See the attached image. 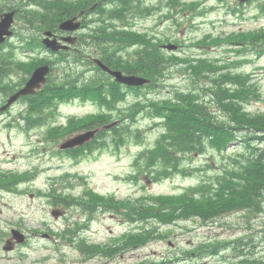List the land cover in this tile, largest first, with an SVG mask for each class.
<instances>
[{"label": "rangeland", "instance_id": "1", "mask_svg": "<svg viewBox=\"0 0 264 264\" xmlns=\"http://www.w3.org/2000/svg\"><path fill=\"white\" fill-rule=\"evenodd\" d=\"M70 1L72 4L84 5V8L90 7V10H88L83 17L80 16L79 19L81 24L87 22L89 17L98 18L103 16L101 13L103 10L100 8L104 7L105 4H103L100 0ZM152 1L156 3L158 0ZM181 1L188 5L189 8L187 10L186 8L181 7L176 8L179 10V12H176V10L173 9V6L175 5H173V3H167L163 7H158L157 10L159 13L155 10H151V12H154L147 16L151 12L143 13L142 11L132 9L130 16L127 17L129 12L127 3L130 2V0H125L124 9L119 12H113L112 16L124 23H127L128 20L131 22L135 21V26L140 30H142V25L147 27H159L161 28V31H163V27L167 25H171V27L174 26V31L170 33L169 36L171 39L177 41L196 39L203 33L208 32V30L213 29L212 24L207 19L201 20L194 18L193 21L190 20L192 16L191 14L201 15L205 10L202 8L199 10L200 12L195 10L199 7V3L197 4L196 0ZM202 1L207 2L208 0ZM165 3L166 0H161L162 5ZM210 3L211 2L207 3L206 6H209ZM260 3V1L253 2L254 8L259 7ZM142 16L147 17L142 19ZM159 17H162V19ZM180 19L183 20V24L181 26L178 24ZM260 22L264 23V19H261ZM258 24L259 23L255 20H250L248 22V27H255L254 30H256L257 28H260ZM262 27L264 29V26ZM177 33H179V35H177ZM247 39L248 37L246 36V41ZM231 47L232 46L230 45L222 43L211 47V51L218 54L223 53L226 58H230L232 53L236 56L234 51L238 49L237 47ZM204 48L208 50L207 47ZM197 49L198 48L196 47L194 50L198 52ZM250 53L251 52L247 53L246 56H249L251 58L250 61H253L254 56H250ZM263 63L264 57L254 63L251 62L249 64H242L243 68L241 71H243V73H256L255 76H251V82L253 83L254 89L245 94L248 101L243 100L242 108L237 111V114H230L231 118L241 117L244 119L242 121H238L239 123H243V125H253L249 119L250 116L260 117L261 119L257 120L260 122L264 121V65H260ZM255 67L257 68L256 71H252ZM18 77L19 74L17 78ZM247 79H242V87L235 88L233 91L223 90L221 91V95L230 98L228 96L230 94L233 95L230 98L231 101H240L242 97L239 93L241 91L248 90L245 86V80ZM181 81L183 80L181 79ZM181 81L180 84L176 86V89L186 87V83ZM165 92L166 91L161 94H164ZM154 93L155 92H152V94ZM185 104L188 109H192L193 106L189 101L186 100ZM18 109L17 105L13 106L8 112H6L7 114L0 118V168L19 171L36 167L37 172L41 173L37 179L30 184V189L33 190L32 192L28 191L23 194H0V264H133L137 263V256L139 252H142L143 254L145 251L158 250L159 256L169 253L165 241H161L150 243L141 250L131 252L128 255L130 257L128 260L116 259L119 258V255L111 260L109 258L101 257L85 260L82 255L73 248V245L62 244L60 242V238L55 235L48 234V228H51L53 229L52 231L57 230L58 236H61L62 232L60 229L65 227L64 214L69 213L70 211L71 213H74V210H66L60 207L59 204L61 200L59 198H52L51 205L47 202V198H41L40 196L35 195L34 187L37 186L48 189L51 183L49 177L65 170L70 172L79 171L87 174L89 175L91 185L96 187V191L103 194L114 192L116 198L126 199L137 197L144 192L154 194L178 193L186 186L194 184L199 180L202 181L208 176H213L214 180H221L222 178L221 181L228 182L222 168L225 165L231 166L232 162L230 159L236 157L240 153L241 174H239L238 180H248L247 182L250 183L249 186L251 187L253 186L251 183L257 181L254 174L246 172L247 170L245 169L244 163L241 161L242 154L248 155L242 148L241 140H231L227 143V147L230 145L227 150L222 154H219L217 152V145L212 144L214 139H219L220 142L223 141L222 138L218 136H213L210 139L205 137V140L208 141L206 142L205 152L200 154V151L198 150L199 154H195V157L192 158V161L194 162L192 163L198 167L195 168V170L189 168L190 172H195L193 174L195 176L191 178L176 175L161 182H154L149 177H145L144 175H141L139 179L134 177L128 178V176H131L136 172L135 170L138 167V163L135 162V154L138 147L125 141L118 142V146H116L117 152L102 156L97 164L91 163L82 168L70 166V161L62 159V157L57 155H53L51 157L49 153L54 151V148L50 145L39 148L37 153H33L31 151V147L37 145V143L41 144L39 141L41 138L40 132L36 131L26 134L13 129L10 133H8V131L4 129L3 123L6 120L11 119V116H13ZM60 110L61 111H59L60 114L58 117L62 116V112L67 113L68 111L75 110V108H66L63 106L60 107ZM216 112L218 113L217 109ZM216 112L212 111V114H215ZM174 119H178L177 123L179 125H188L191 123L184 121V119H190L186 112H179L174 116ZM212 119H216V116H213ZM150 123V119H142V124L145 127H148L147 131L150 130ZM189 126L192 127V129L195 127L192 125ZM255 127V129H260V132L255 133L264 135V129H262L260 125ZM195 129L199 136H205L204 126H199ZM238 130L240 129L238 128ZM248 141H254V145L264 147V140L254 138ZM223 156L226 159L222 160L221 158ZM209 164L211 166H209ZM243 171L244 173H242ZM75 184H78L77 181H75ZM78 191L79 186L76 185L74 193H77ZM224 205L225 203H220L219 207L222 208ZM56 210H58V212ZM261 210L262 213H248L247 211L231 212L228 215L223 216V218L219 217L215 219L217 222L214 223H209L202 217H196L190 221L180 222V226H172L171 229L173 235H177L181 248L172 249L177 254L184 256L200 241L211 239L215 245L220 246L221 241L227 242L225 237H243L244 235V237L248 236L254 239V246L246 244L243 247L245 253L252 252L255 249V245H258L261 240L264 241V233L262 231L255 233V231L259 229V225L264 227V205H261ZM60 212H63V214ZM209 213H212V211H209ZM113 217L115 220H108L104 218L100 223L93 222L91 224V229L86 232V235L90 238V240L95 242H105L114 235L119 234V232L125 228V226L118 223L121 221L120 217ZM11 228L20 230L24 235V238H22L21 241H16L14 238H11L9 233ZM180 232L182 234H179ZM54 233L56 234L55 231ZM44 234L48 235L45 236ZM7 239H10V241L13 242V245L11 246L13 249L9 251L3 249V246L7 245ZM222 252L227 255L226 250H223ZM191 257L195 258L193 260L194 263H192L190 257H184L181 264H217L218 259L217 257L211 258L208 256L198 258L195 255H192Z\"/></svg>", "mask_w": 264, "mask_h": 264}, {"label": "trees", "instance_id": "2", "mask_svg": "<svg viewBox=\"0 0 264 264\" xmlns=\"http://www.w3.org/2000/svg\"><path fill=\"white\" fill-rule=\"evenodd\" d=\"M63 0H47L46 1V7L47 10L42 13H33L32 10H26L27 15H22V18L25 19L27 22H33L34 20L37 23H44L46 26L48 25L50 18L54 12L60 7L63 8V6H60ZM61 16V15H60ZM134 36H137V34L132 33L131 38ZM33 41H27L25 43L26 46L34 45ZM145 43V48L148 50V54L146 53L145 56L142 58V53L139 54L138 58L133 62L129 63L127 65V68L131 71L138 72L142 65H144V70H148V66L146 65L147 60L150 58L151 53H156L155 47L152 45L150 40H142ZM153 50V51H152ZM1 54L0 56V87L4 81V78L9 75V73L12 71V69L7 65L6 61H10L9 55L4 54L1 48ZM141 55V56H140ZM33 66L30 65L29 69H31ZM236 75L233 76L235 78ZM225 78H229V75H226ZM69 83H63L60 81H57L55 78H51L48 83L35 95L30 96L29 98H39L42 95H44L45 92L49 94L50 98L58 97V98H70L72 96H90L91 98H94L98 100L100 98L99 94L97 93V90L91 86V84L87 85L85 84V87L83 86H68ZM75 84V83H72ZM8 89H11L9 86V83L5 84ZM116 87L113 91L105 93L107 94H118V88L119 85L115 84ZM254 87L251 86L248 88L247 91H241L239 94L243 98V100H246L245 94L251 90H253ZM217 95V92H214V96ZM230 98L233 95H228ZM161 105H165L164 107H160ZM200 108H205L203 105H199ZM221 109L223 112L230 117L231 113H236L238 110L235 108V104L229 103L226 104L225 107L222 104L221 100ZM173 109V103L171 101H163L160 103H153L149 107V111H152L149 113L150 116H155L157 119H169V111ZM186 108H182L180 106H177L174 108V115H177L179 112H186ZM233 111V112H232ZM211 117L210 114L207 112H203V118L199 120L197 124V128L199 126H204L205 128V136H199L198 132L195 130H189L187 132L183 133H177V135L169 140V139H160L157 141L158 144H161L164 146L168 151L175 150L178 151V160L173 158L172 162H163L164 160L161 158H158L155 163L159 164V170L158 172L162 175H169L173 170H176L178 166H182V164H185L186 160H179L183 156V154L188 153L192 154L195 151L202 150L204 147L203 140L205 137L212 138L213 136H218L222 138L223 141H219V139H214L212 144L217 145V152L221 154L226 148L227 143L234 139V136L232 135V130L236 127V124L238 127L243 128L247 131H252V129L256 128L255 126L260 125L262 129H264V121L260 122L257 119H261L260 117H250V121L253 125H243V123H239L238 121H242L241 117H232L228 122L222 123V121L214 122L209 119ZM169 120H167L168 122ZM162 124V123H161ZM163 124H165V120L163 121ZM255 125V126H254ZM167 132H169L167 130ZM124 133V131H123ZM130 132L122 135L120 138L121 140H124L126 142H129ZM255 135L250 136H241V138L244 141H248L249 139L254 138ZM264 135L260 136L259 139H263ZM211 145V144H210ZM212 146V145H211ZM107 146L106 148H108ZM156 146L153 148L155 149ZM247 148L250 149V153L246 157L247 164L245 165V169L247 172L252 173L256 176L257 181L254 183H251L253 186H249L250 183H248V180H245L246 182H241L238 179L237 176L240 174V159L239 155L237 157L231 158L232 164L231 166L225 165L224 167V174L228 179V182H222L220 181V185L213 183L212 188L215 190V195L217 197L216 201H221V203H225V205L221 208V211L228 212L232 210H237L238 208H245L250 212H259L261 210V205L264 201V149L257 150L256 147L247 144ZM82 147H79L75 149L76 153L82 152ZM152 149V150H153ZM146 154L147 157L152 158L153 155L148 150V147H145L142 150V156ZM259 154V155H258ZM258 155V156H257ZM239 159V160H238ZM177 160V161H175ZM175 161V162H174ZM235 161V162H234ZM237 161V162H236ZM178 162V163H177ZM183 162V163H182ZM177 163V164H175ZM181 163V164H179ZM236 165H235V164ZM174 165H178L177 167ZM232 165H235V168L232 167ZM175 167V168H174ZM237 167V168H236ZM248 167V168H247ZM239 168V169H238ZM144 168H142L143 170ZM230 175V176H229ZM235 175V176H234ZM235 182V183H234ZM227 183V184H225ZM231 183V184H229ZM234 183V185L232 184ZM218 185V186H217ZM89 201H88V207L90 208L91 212L95 211L99 203H107L109 201L110 204L114 207V209L118 210L120 207L125 206L127 208L130 207V203L128 201H122V200H115L113 196H102L96 192H93L92 190H89L88 192ZM264 205V204H263ZM62 239L64 241H73L72 237H67L66 235H62ZM76 247L77 249L84 253L85 256H93L94 254H110L109 250L105 248L103 245L100 244H89L86 243L84 239H78L76 241ZM213 251V250H210ZM216 251H218V248H216Z\"/></svg>", "mask_w": 264, "mask_h": 264}, {"label": "water", "instance_id": "3", "mask_svg": "<svg viewBox=\"0 0 264 264\" xmlns=\"http://www.w3.org/2000/svg\"><path fill=\"white\" fill-rule=\"evenodd\" d=\"M12 21H13V12H8V13L1 15V18H0V43L4 41V39H5L4 35L9 36L11 34V31L9 30V28L11 26ZM66 28H70V27L67 26ZM43 42L45 45H47L49 47H55V46H53V44H55V41L50 40L48 37L45 38L43 40ZM55 48L57 49V47H55ZM48 70H49L48 65H43V66L37 67L33 71L32 75L30 76L28 81L26 82V85L24 86V88H22L21 90H19L15 94L11 95L7 101V104L2 108H5L6 106H8L20 94L33 93L35 91V89L40 87L41 84L45 81V76H46ZM112 73L115 75L116 79L119 81L131 83V84H140V83L144 82V80H142V79H138V78H135L132 76H124L119 71L112 72ZM91 135L92 134H81V135L75 136L68 141L69 145L81 144L84 140L88 139Z\"/></svg>", "mask_w": 264, "mask_h": 264}, {"label": "bare ground", "instance_id": "4", "mask_svg": "<svg viewBox=\"0 0 264 264\" xmlns=\"http://www.w3.org/2000/svg\"><path fill=\"white\" fill-rule=\"evenodd\" d=\"M235 49H236V48H235ZM152 51H153V50H152ZM147 54H148V53H147ZM140 56H141V55H140ZM192 108H193V107H192ZM232 112H233V111H232ZM245 113H246V112H245ZM245 113H243V114H245ZM236 114H237V112H236ZM245 115H247V114H245ZM248 115H249V114H248ZM243 116H244V115H243ZM250 117H251V116H250ZM258 155H259V154H258ZM258 155H257V156H258ZM178 157H179V156H178ZM180 157H181V156H180ZM236 157H237V156H236ZM229 158H230V156H229ZM229 158H228V159H229ZM177 160H178V159H177ZM177 160H175V161H177ZM179 160H181V159H179ZM238 160H239V159H238ZM175 161H174V162H175ZM230 161L232 162L231 159H230ZM241 161H242V160H241ZM234 162H235V161H234ZM236 162H237V161H236ZM177 163H178V162H177ZM177 163H175V164H177ZM182 163H183V162H182ZM179 164H181V163H179ZM234 164H235V163H234ZM182 165H183V164H182ZM235 165H236V164H235ZM235 165H234V166L232 165V167L235 168ZM174 166H176V165H174ZM177 166H178V165H177ZM177 166H176V167H177ZM180 166H181V165H180ZM242 166H243V165H242ZM178 167H179V166H178ZM174 168H175V167H174ZM236 168H237V167H236ZM247 168H248V167H247ZM238 169H239V168H238ZM189 172H190V171H189ZM246 172H247V171H246ZM248 172H249V171H248ZM248 172H247V173H248ZM242 173H244V171H243ZM240 174H241V173H240ZM225 175H226V174H225ZM249 175H250V174H249ZM229 176H230V175H229ZM234 176H235V175H234ZM221 177H223V176H221ZM237 177H239V176H237ZM244 177H245V176H244ZM216 178H217V176H216ZM216 178H215V179H216ZM245 178H247V177H245ZM249 178H250V177H249ZM247 179H248V178H247ZM250 179H251V178H250ZM216 180H218V179H216ZM221 180H222V178H221ZM237 180H238V179H237ZM219 182H220V181H219ZM222 182H223V181H222ZM252 182H253V181H252ZM234 183H235V182H234ZM234 183H232V184L234 185ZM255 183H256V182H255ZM225 184H227V183H225ZM229 184H231V183H229ZM217 186H218V185H217ZM222 218H223V216H222ZM204 220H205V219H204ZM207 224H208V223H207ZM240 234H241V233H240ZM239 237H240V236H239ZM243 237H244V235H243ZM245 237H246V236H245ZM218 246H219V245H218Z\"/></svg>", "mask_w": 264, "mask_h": 264}]
</instances>
